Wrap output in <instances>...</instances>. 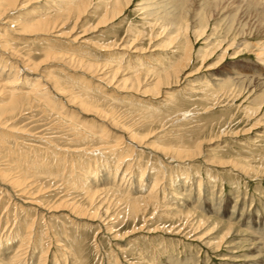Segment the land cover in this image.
Wrapping results in <instances>:
<instances>
[{
	"label": "rangeland",
	"instance_id": "rangeland-1",
	"mask_svg": "<svg viewBox=\"0 0 264 264\" xmlns=\"http://www.w3.org/2000/svg\"><path fill=\"white\" fill-rule=\"evenodd\" d=\"M17 1L10 14L2 15L0 8V41H7L17 55L39 65L45 59L40 54L52 50L70 53L94 66H108L101 75L82 71L83 74L80 70L73 73L60 62H41L43 65L34 74L26 75L19 68L15 93L27 92L29 79L51 75L67 94L88 100L98 110L107 112L116 124L129 131L134 129V133L146 138L141 146H133L125 138L126 147L111 153L108 145L102 148L103 138L99 137L100 127L94 117L71 111L59 96H49L42 102L44 105L22 98L15 107H9L5 92L12 93L14 89L6 88L5 95H0V122L5 125L0 129V264L25 257L19 248L23 242L29 243V251L23 258L25 264H39L44 259L45 264H264V27H259L256 17L241 15L244 10L227 8L207 18L206 12L214 7L211 3L214 0L193 1L192 8L199 18L194 31L202 23L207 27L204 37L197 38L192 31L187 35L194 56L186 74L192 75L183 77L178 85L162 87L158 94L151 92L154 82L150 79L143 82L139 92L131 93L122 85H127V78L129 81L138 70L139 77L145 74L149 78L181 58L182 52L176 51L181 50L178 44L182 39L174 41V26H166L168 19L173 21L180 16L183 8L180 0H131L124 14L101 27L98 21L104 13V1L92 0L79 20L74 12L63 23L64 27L61 24L60 29L42 36L24 34L19 24L32 21L34 15L44 12L56 15L66 0ZM254 1L262 5L264 0ZM146 3L159 7L155 9L157 15L147 16V11L140 9ZM157 17L160 22L156 21ZM237 31L244 33L243 38H238L237 46L223 55L227 46L222 44L203 59L205 51L212 52L216 41L226 36L231 38L230 32L233 36ZM74 38L75 42H71ZM1 57L7 63H0L6 65L7 74L12 62L6 54ZM114 68L119 72L109 84L108 71ZM216 76L222 77L221 83L211 81ZM74 128L78 130L74 132ZM80 132H85L87 138L80 136ZM111 135L110 132L106 136L110 139ZM113 140L108 144L113 145ZM198 141L203 146L202 154L190 160L166 159L157 152L158 148L169 146L192 148ZM86 149L102 151L100 155L99 152L86 154ZM118 156L122 160L126 158L121 169L122 175L126 173L122 183L121 174L115 183L113 179ZM154 179L160 184L157 196L160 208L143 229L142 221L134 225L125 217V205L114 202L109 205L102 203L103 198L92 200L89 195L101 186L104 189L112 185L110 190L115 195L128 189L132 197L146 196ZM14 180L24 185L16 186ZM140 185L142 189L138 190ZM99 204H103L100 211L95 208ZM67 206H74L77 212L71 214ZM79 207L88 210L87 214ZM106 208L111 215L100 218ZM152 210L149 209L148 216ZM90 214L96 217L90 218ZM200 218L205 226L198 224ZM33 219L35 226L31 225ZM228 225L234 229L233 236L225 238L219 246ZM25 231L30 234L27 238ZM202 236L205 238L198 240Z\"/></svg>",
	"mask_w": 264,
	"mask_h": 264
},
{
	"label": "bare ground",
	"instance_id": "bare-ground-1",
	"mask_svg": "<svg viewBox=\"0 0 264 264\" xmlns=\"http://www.w3.org/2000/svg\"><path fill=\"white\" fill-rule=\"evenodd\" d=\"M91 1L92 0H66V2H63L64 4H62L63 5V9L62 10H60V11H58V10H56V15H53V14H50V13H47V12H44L45 14H43V13H40V14H37V15H34L33 17H32V21H31V19H30V21L29 20H27L26 22H24V23H20L19 25H21V26H19V27H21L22 29H23V32H24V34L26 33V35L27 34H48V33H52L54 30L56 31L58 28H59V26L61 25V24H63V23H66L67 22V20L69 19L68 17L72 14V13H74L75 12V18H76V20H79L81 17H83L85 14H86V11L88 10V8L90 7V5H91ZM104 2V13L100 16V18H99V21H98V23L99 24H101L100 25V27L101 26H103V25H105V24H107V23H110V22H112V21H115L119 16H121L122 14H124V11L126 10V8L129 6V3H130V1L131 0H103ZM179 0H176V2H178ZM193 1H195V0H180L179 2L183 5L182 7L183 8H181L180 10H181V13H180V16L178 17V18H174V20L173 21H171V19H168L167 21H168V23H166L167 25L166 26H170V27H172V26H174V28L172 29V30H176V33H175V35L174 36H172V38L174 39V41H178V39H182V40H180L181 42H179V44H180V46H179V44H178V49H180L181 48V50H179V51H176V52H178V53H180V52H182V53H180V57L181 58H179L178 59V61H176L175 63H173V64H171V66L170 67H164L163 69H162V71L161 72H159V73H157V74H153L152 73V75H150L149 76V78H146V77H144L145 76V74L143 75V77H139V75H140V72L139 73H135L133 76H131L132 78H130L129 79V81H128V78H127V85H122V87L124 88V90L126 89L127 91H131V93H136V92H139L141 89V86H142V84H143V82H146V80H152L153 82H154V84H153V86H152V89H151V92L152 93H155V94H158L159 93V90L163 87V88H169L170 86H174V85H178L179 84V82L183 79V77L185 78V79H187L188 78V76H190V75H192V74H190V75H188V74H186V72H187V69L189 68V66H190V64H191V61L193 60V54L191 53V51H192V45L190 44V40H189V38L187 37V35H188V33H189V31H192V32H194V34L196 35V37L197 38H201V37H204L205 36V32H206V30H205V28L207 27V25L205 24L204 25V23H202V25L201 24H199V25H197V26H199L198 27V31L196 32V31H194V30H196L197 28L195 27V24H196V21L199 19H197V15H198V13L196 14V12L197 11H194L193 10V8H192V3L194 4V2ZM202 1H204V0H202ZM207 1H211V0H207ZM237 1V2H236ZM2 2V1H1ZM0 2V3H1ZM16 2H18L17 0H3V2H2V4H1V6H0V8H1V12H2V15H4V14H7V13H9L10 14V12L11 11H13L14 10V8H16L15 7V5H17L16 4ZM206 2V1H205ZM212 4L214 3L215 5H214V9L212 10L210 7L211 6H208L210 9L206 12V16L205 17H207V16H215L213 13L214 12H216V14L217 15H219L220 14V11L221 12H223L224 10H226L227 8L229 9V8H231V9H236L237 11H239V10H244V12L241 14V15H245V14H247V15H249V16H251V18L254 16V17H256V19H257V24H259V27L261 28H263L264 27V6H263V3H264V1H263V3H261L262 5H260V3L259 2H256V1H254V0H214V2H211ZM3 5V6H2ZM142 5V4H141ZM166 5V4H165ZM242 5H244L246 8H244V9H242L241 7H242ZM157 5L155 4H151V3H146V4H144V6H140L139 8L140 9H142V10H144V12H145V10L147 11V16H155V13H156V15H157V12H155L156 10L155 9H157V8H159V7H157V8H155ZM171 6V5H170ZM54 8H56V7H54ZM200 8V7H199ZM206 8H207V6H206ZM218 8V9H217ZM172 9V8H171ZM176 9H177V7H176ZM205 9V8H204ZM164 10V9H163ZM178 10H179V8H178ZM177 10V11H178ZM201 10V9H200ZM161 11V10H160ZM173 11V10H172ZM206 11V10H205ZM237 11H235L236 13H237ZM50 12V11H49ZM142 12V11H141ZM144 12H142V13H144ZM226 12V11H225ZM205 13V12H204ZM235 13V14H236ZM8 14V15H9ZM162 14V13H161ZM191 14H192V16H191ZM208 14V15H207ZM213 14V15H212ZM1 15V14H0ZM160 15V14H159ZM223 15V14H222ZM221 15V16H222ZM72 16V15H71ZM162 16V15H161ZM160 16V17H161ZM167 16V15H166ZM3 17V16H2ZM64 17H65V19H64ZM169 17V16H168ZM231 17H233V16H231ZM246 18H247V16H245ZM152 18H154V17H152ZM163 18V17H162ZM161 18V19H162ZM208 18V17H207ZM222 18V17H221ZM236 18V17H235ZM242 18V17H241ZM211 19V18H210ZM234 19V18H233ZM237 19V18H236ZM235 19V20H236ZM159 19H158V17H157V20L156 21H158ZM223 20V19H222ZM251 20V19H250ZM9 21V20H8ZM70 21V20H69ZM71 21H72V19H71ZM74 21V20H73ZM81 21V20H80ZM233 21V20H232ZM253 21V20H252ZM16 22V21H15ZM23 22V21H22ZM77 22V21H76ZM75 22V23H76ZM159 22H160V20H159ZM198 22V21H197ZM205 22V21H204ZM230 23H231V21H229ZM78 23V22H77ZM9 24V23H8ZM232 24V23H231ZM230 24V25H231ZM235 24V23H234ZM251 24V23H250ZM5 25H7L6 23H5ZM225 25V24H224ZM227 25V24H226ZM239 25V24H238ZM256 25V24H255ZM64 27L65 25L63 24V25H61V27ZM233 26V25H232ZM7 27H9V26H7ZM60 27V28H61ZM76 27V26H75ZM74 27V28H75ZM163 27H165V25L163 24ZM170 27H169V30H170ZM237 27V26H236ZM59 28V29H60ZM22 29H20L21 31H22ZM72 29V28H71ZM208 29V28H207ZM232 29V28H231ZM236 29V28H235ZM233 30V31H236V30ZM72 31H74V29L72 30ZM228 31H230V30H228ZM232 31V32H233ZM242 31V30H241ZM239 32V31H237L235 34H233V36H232V32H230V35H231V38L233 37V39H231V38H229L230 36H226L223 40H220V41H216L215 43H214V46L212 45V43H211V46H213V50H212V52H211V50L210 51H205V53H204V57H203V59L205 58V57H207L208 55H211L213 52H215L214 50L215 49H217V48H219L220 46H222V44H225L227 47L225 48V51H224V54L223 55H225V53L228 51V50H230V49H232L233 47H235V46H237L238 45V42H237V40H238V38H240V37H242L243 38V36H244V33L243 32ZM70 32V31H69ZM175 32V31H174ZM191 32V33H192ZM173 33V32H172ZM18 34V33H17ZM21 34V33H20ZM19 34V35H20ZM71 35V34H70ZM226 35H228V34H226ZM1 36V35H0ZM31 36V35H30ZM42 36V35H41ZM57 36H59V35H57ZM68 37V36H67ZM194 37V36H193ZM0 38H2V36L0 37ZM71 38V37H70ZM75 39L76 38H74V39H72V41L71 42H75ZM229 39V40H228ZM1 40V39H0ZM199 40V39H198ZM210 40V39H209ZM209 42H211V41H209ZM205 44V43H204ZM11 46V45H10ZM9 46V44H8V42L6 41V42H2V41H0V63L2 62V63H4L5 61V59L3 60L2 59V55L3 54H6V55H8L9 57H8V59L12 62V63H10V68H9V70H8V73L6 74V73H4L6 70H5V66L3 67L1 64H0V95H2V96H4L5 95V93L7 94V97L6 98H8V103H7V106H11V107H15L17 104H18V102H19V100L20 99H22V98H27L28 100H31V102L32 103H42V102H45V101H47V99L49 98V96H52V97H57V96H59L60 98H62L64 101V103L65 104H67L70 108H72V110L71 111H78V112H81V114L83 115V114H85V115H88V116H91L93 119H94V121H96L97 123V125L100 127L99 128V131H100V138H103V139H100V138H98V139H100V142L101 143H104V147L102 146V148L104 149L105 148V145H108V150H110V152H111V150L112 151H114V150H117V149H123V148H125L126 146H123V145H125L126 143L124 142V139L126 138V139H128L131 143L130 144H132L133 146H141L142 145V143L144 142L145 143V138L146 137H141V136H139L137 133H134L133 132V130L134 129H132V131H129V130H127V129H125V128H123V126H120V125H118V124H116V122H113V120H111V116H109L108 115V113L107 112H104L103 111V109L102 110H98L97 108H96V106L94 105V104H92V103H88V100H84V99H80L79 97H77V96H74L73 94H70V93H66V90L64 89V87H62L60 84H59V82H57L56 80H54L53 79V77L50 75V76H45V75H42V77H40V78H38V79H29V80H27L28 82V84H29V88H28V91L27 92H24V93H22V94H18L17 95V93H15V91L17 90V84H18V76H20V70H19V68L22 70H24L25 71V73H26V75H27V73L28 74H34L37 70H38V68L41 66V65H43L44 64V62H46V63H50V62H60V64L62 63L63 65H65L68 69H70V70H72V71H74L73 73H75V71H77L78 72V70H80L81 72L83 71V72H85V74L86 73H89V74H99V75H101L103 72H104V68H106L108 65H92V64H90V63H86V62H84V60L82 61V60H78V58L76 59L74 56H72V54L71 55H69L68 53L66 54V53H59V52H54V51H50V50H45L46 48H44V50L46 51V52H44V53H41L40 55H44V57H45V59H44V61L42 62V60H41V62L43 63H39V65L36 63H32V61H30V59L28 58V57H26V59H24L23 57H20V55H17L16 54V50L14 51L13 50V48H11ZM48 46V45H47ZM110 47H112V46H110ZM48 48V47H47ZM211 48V47H210ZM49 49V48H48ZM220 51V50H219ZM27 55H28V53H26ZM203 55V54H202ZM25 56V55H24ZM223 57V56H222ZM15 60V61H14ZM5 64H7L6 62H5ZM51 64V63H50ZM47 65V64H46ZM49 65V64H48ZM47 65V66H48ZM41 69V68H40ZM14 70V71H13ZM13 71V73H11ZM64 72V71H63ZM82 72V73H83ZM109 73H110V76H107V78L105 77V76H103L102 75V77H105L106 79H109L107 82L109 83V84H111L112 82H113V80L115 79V77L117 76V74H118V68H114V69H112V70H110V71H108ZM197 72V71H196ZM195 72V74H197ZM41 73V72H40ZM81 74V73H80ZM84 74V73H83ZM108 74V73H107ZM36 75V74H35ZM38 75H39V72H38ZM91 75V76H92ZM146 75H148V73L146 74ZM43 76H45V77H43ZM84 76V75H83ZM87 76V75H86ZM85 76V77H86ZM71 77V76H70ZM28 78V77H27ZM83 78V77H82ZM100 78V77H99ZM104 78V79H105ZM103 78H101V80H102ZM103 79V80H104ZM184 80V79H183ZM16 81V82H15ZM211 81H214V83H221L222 82V77L221 76H216L215 78H213ZM151 82V81H150ZM17 85V86H16ZM6 88H8V89H14L13 90V92L12 93H7V92H5V89ZM18 91V90H17ZM21 91H22V88H21ZM5 92V93H4ZM150 92V91H149ZM20 93V92H19ZM144 93H145V91H144ZM61 101V100H60ZM26 102H28V101H26ZM92 102V101H91ZM95 102V101H94ZM97 102V101H96ZM20 103V102H19ZM25 103V102H24ZM23 103V104H24ZM29 103V102H28ZM31 103V104H32ZM63 103V104H64ZM22 104V103H21ZM22 104V105H23ZM43 105H44V103H42ZM62 104V105H63ZM4 107H6V103H4ZM61 105V106H62ZM64 106H66V105H64ZM63 106V107H64ZM3 106H2V108H4ZM20 107V106H19ZM32 107V106H31ZM62 107V108H63ZM96 109H95V108ZM27 108V107H26ZM59 108V107H58ZM8 109V108H7ZM6 109V110H7ZM61 109V108H60ZM14 110V109H13ZM23 111V110H22ZM58 111V110H57ZM61 111H65V110H61ZM1 112V111H0ZM2 113V112H1ZM15 113V112H14ZM18 113V112H17ZM59 113V112H58ZM57 113V114H58ZM11 114V113H10ZM7 115V114H6ZM12 115V117H13V114H11ZM10 115V116H11ZM60 116H62V113H60L59 114ZM1 116V115H0ZM3 116H4V114H3ZM2 117V116H1ZM0 117V118H1ZM4 118V117H3ZM5 118H7V117H5ZM60 118V117H59ZM87 118V117H86ZM89 118V117H88ZM57 120V119H56ZM90 120H92V119H90ZM111 120V121H110ZM59 121V120H58ZM10 124V123H9ZM54 125V124H53ZM3 128H5V125H4V122H0V129H3ZM76 128V127H75ZM75 128H74V130H75ZM91 128H93V127H91ZM73 130V131H74ZM78 130V129H77ZM77 130H75L74 132H76ZM81 130V129H80ZM131 130V129H130ZM72 131V132H73ZM83 131V130H82ZM113 131L114 132H116V134H114L113 133ZM44 132V131H43ZM42 132V133H43ZM79 132V131H78ZM111 132V137H110V139H108L107 138V134L108 133H110ZM46 134V133H45ZM50 134V133H49ZM78 134V133H77ZM79 135L80 136H83L85 139L87 138V134L84 132H80L79 133ZM89 135H94V134H89ZM88 135V136H89ZM48 138V137H47ZM91 138V137H90ZM41 139V138H40ZM111 139H114L113 140V142L114 143H111V144H113V145H109L110 143H109V140H111ZM42 140V139H41ZM99 141V140H98ZM47 142H49L48 140H47ZM110 142H112V141H110ZM42 143V142H41ZM109 143V144H108ZM51 143H49L48 145H50ZM196 145L194 146V147H184V146H177V147H172V146H169V147H161V148H158L157 149V152H159L161 155H163L166 159L167 158H171V159H174V160H180V162H181V159H189L190 160V158H193V157H196V156H199V155H201L202 154V144L201 143H199V141H198V144L197 143H195ZM47 145V146H48ZM145 145V144H144ZM207 145V144H206ZM209 145V144H208ZM130 146V145H129ZM132 146V147H133ZM202 146V147H201ZM210 146V145H209ZM100 147V146H99ZM94 148V147H93ZM110 148V149H109ZM54 149H56V148H54ZM99 149H101V148H99ZM136 149V148H135ZM205 149V148H204ZM89 150V149H88ZM87 149L85 150L86 152H84V153H86V154H92V152H99V151H102V150H98V149H92L91 150V152L90 151H88ZM108 150H106L107 152H109ZM126 150H127V148H126ZM125 150V151H126ZM130 150V149H129ZM128 150V151H129ZM134 150V149H133ZM63 151V150H62ZM72 151H74V150H72ZM205 151V150H204ZM121 152V151H120ZM120 152H118V154L120 153ZM133 152V151H132ZM132 152H131V154H132ZM112 153V152H111ZM124 153V152H123ZM116 154V153H115ZM121 154V153H120ZM129 154H130V152H129ZM129 154H127L126 153V155H128L129 156ZM137 154V153H136ZM154 154V153H153ZM96 155V154H95ZM99 155H100V152H99ZM113 155H114V153H113ZM117 155V154H116ZM124 155H125V153H124ZM160 155V156H161ZM121 156H122V154H121ZM120 156V157H121ZM127 156V157H128ZM134 156V155H133ZM65 157V156H64ZM74 157V156H73ZM119 157V156H118ZM119 157V160H118V162H117V165L116 166H114L115 168H114V172H113V179H114V183H115V179L117 178V176H118V174H121V169H122V164L124 163V160L126 159H124V160H122L121 158ZM162 157V156H161ZM200 157V156H199ZM88 158V157H87ZM117 158V157H116ZM133 158V157H132ZM115 161H117V159L115 160ZM127 167V166H126ZM128 168V167H127ZM143 173H144V171H142ZM4 173V172H3ZM10 173V172H9ZM7 174V173H6ZM5 175V174H4ZM3 175V176H4ZM92 175V174H91ZM122 175V174H121ZM126 175V173L124 172L123 173V175L122 176H120V182L122 183V181L125 179V176ZM12 176V175H11ZM16 177V176H15ZM14 177V178H15ZM110 177V175L108 174V177L106 178V180L108 179ZM6 178V177H5ZM8 178V177H7ZM92 178V177H91ZM141 178H142V176H141ZM141 178L139 179V181H140V183H141ZM3 179V178H2ZM127 179V178H126ZM8 180V179H7ZM6 179H5V181H7ZM9 181V180H8ZM2 182V181H1ZM14 182V185H15V183H16V186L17 185H19V186H21L22 184L24 185V182L23 183H21V185H20V182H19V184L16 182V180H14L13 181ZM22 182V181H21ZM124 182H125V180H124ZM3 183H5V182H2V184ZM120 183V184H121ZM139 183V184H140ZM10 184H12V182L10 183ZM9 184V186H11V188L12 187H14V185H10ZM93 184V183H92ZM129 184V183H128ZM5 185V184H4ZM22 185V186H23ZM26 185V184H25ZM6 186V185H5ZM4 186V187H5ZM7 186H8V184H7ZM96 186V185H95ZM112 186V185H111ZM111 186L110 187H108V188H104V189H101L102 188V186H101V188L99 189V190H97V191H90V189L91 188H89V190H88V192L90 191V193L91 194H89L91 197H92V200L93 199H98V198H103V200H105V201H103L102 203H107V204H112L113 202L115 203V204H119L118 206H120V205H125L124 207H125V210H126V213H127V215H125V217L127 216V218L130 220V222L132 223V224H134V225H137L138 224V222L140 221H142V226H141V228L153 217V215H154V212L156 211V210H158L160 207H158V201H157V196H158V194H159V187H160V184H159V182H158V179H154V181L152 182V184H151V187L149 188L150 190H147V195L146 196H140V197H132V195L130 196L129 194V191H128V189H124L123 191L122 190H119V188L121 187L120 185V187H118V190L121 192H123V194H118V195H115L114 194V192L115 191H112V190H110V189H113V187L111 188ZM118 186V185H117ZM25 187V186H24ZM23 187V188H24ZM50 187V186H49ZM87 187H88V185H87ZM90 187V186H89ZM91 187H93V186H91ZM10 188V190H12ZM17 188V187H16ZM21 188V187H20ZM28 188V187H27ZM139 188L140 189H142V185H140L139 187H138V190H139ZM17 189H19V188H17ZM25 189V188H24ZM23 189V190H24ZM23 190H22V192H23ZM92 190H94V189H92ZM116 190V189H115ZM117 190V191H118ZM130 190V189H129ZM15 191H16V189H15ZM19 191H20V189H19ZM18 191V192H19ZM140 191H142V190H140ZM13 192H14V190H13ZM88 192H87V194H88ZM110 192H111V194H110ZM145 192V191H144ZM168 192V191H167ZM28 193V192H27ZM116 193V192H115ZM135 193H136V191H135ZM137 193H139V191H137ZM25 194V193H24ZM20 195V194H19ZM26 195V194H25ZM103 195V196H102ZM20 196H22V195H20ZM88 196V195H87ZM89 196V197H90ZM111 196V197H110ZM152 196H154V198L152 197ZM19 197V196H18ZM112 198V199H111ZM16 200H18V199H16ZM67 200V199H66ZM63 201L64 200H62V204H63ZM97 201V200H96ZM99 201V200H98ZM24 202V201H23ZM69 202V201H68ZM30 203H33V202H30ZM96 203V202H95ZM24 204V203H23ZM27 204V203H26ZM65 204H66V201H65ZM69 204H74V203H69ZM92 203H90V205H91ZM115 204H114V206H115ZM13 205V204H12ZM33 205V204H32ZM109 205H108V208H109ZM23 206V205H22ZM27 206V205H26ZM35 206V205H34ZM92 206H93V204H92ZM101 206H103V204H99V207H95V208H98L97 210H99L100 211V208H101ZM163 206V205H162ZM174 206V205H173ZM15 207V206H14ZM18 207V206H17ZM36 207V206H35ZM74 206H71V207H68L67 206V208H71L70 210V212H71V214H73L72 212H74V213H76L77 211H76V209L75 208H73ZM106 207H107V205H106ZM165 207V206H164ZM77 208V207H76ZM80 208V210H81V207H79ZM79 208H78V210H79ZM84 207H82V209H83ZM92 208V207H91ZM105 208V207H104ZM116 208H117V206H116ZM119 208V207H118ZM117 208V209H118ZM123 208V207H122ZM151 208H153V213L151 214V215H149L148 216V214H149V209L151 210ZM16 209V208H15ZM21 209V208H20ZM86 209V208H85ZM102 209V208H101ZM113 209H115V208H113ZM171 209H173V208H171ZM8 210V209H7ZM6 209H5V211H7ZM32 210V209H31ZM39 210V209H38ZM37 210V211H38ZM43 210V209H42ZM65 210H66V208H65ZM69 210V209H68ZM110 210V209H109ZM119 210V209H118ZM122 210V209H121ZM124 210V209H123ZM164 210H166V209H164ZM174 210V209H173ZM25 211V210H24ZM47 211V210H46ZM49 211V210H48ZM82 211V210H81ZM81 211H79V212H81ZM87 211L88 210H86V211H82L83 213L84 212H86V214H87ZM91 211V210H90ZM93 211V210H92ZM9 212H10V210H9ZM12 212V211H11ZM16 212V211H15ZM52 212V211H51ZM79 212H78V215H81V214H79ZM114 212H116V211H114ZM118 212H120V211H118ZM124 213H123V215H122V217L124 216V214H125V211H123ZM89 213V212H88ZM92 213V212H91ZM98 212L96 211V214H97ZM100 213V212H99ZM121 213V212H120ZM119 213V214H120ZM147 213V214H146ZM114 214V213H113ZM117 214V216H119V214L118 213H116ZM91 215V217L90 218H95L96 216H92V214H90ZM100 215V214H99ZM111 215V214H110ZM110 215H108V209L106 208L105 210H102V213H101V215H100V218H102V217H108L109 218V216ZM115 215V214H114ZM17 216V215H16ZM75 216H77V215H75ZM86 216V215H85ZM89 216V215H88ZM116 216V217H117ZM232 216H234L233 214H232ZM79 217V216H78ZM78 217H76V218H78ZM81 217V216H80ZM79 217V218H80ZM106 217V218H107ZM113 217H115V216H113ZM41 218V217H40ZM78 218V219H79ZM98 218H99V216H98ZM124 218V217H123ZM126 218V219H127ZM104 219V218H103ZM119 219V217H117V220ZM107 220H109V219H107ZM107 220H105V222H107ZM111 220H113L112 218H111ZM111 220H109V221H111ZM128 220V221H129ZM152 220V219H151ZM196 220V219H195ZM200 220H201V218H200ZM200 220H198L199 222H198V224L200 225V224H204V221H200ZM89 221V220H88ZM92 221H93V219H92ZM96 221H97V219H96ZM98 221H101V220H99L98 219ZM108 221V222H109ZM128 221H126V222H128ZM232 221V220H231ZM192 222V221H191ZM111 223V222H110ZM110 223H109V225H110ZM137 223V224H136ZM33 224H34V219H33V223L31 224L32 226H33ZM108 224V223H107ZM17 225V224H16ZM31 225H30V227H31ZM104 225V224H103ZM182 225V224H181ZM185 225V224H184ZM190 225V224H189ZM188 225V226H189ZM214 225H215V223H214ZM213 225V226H214ZM34 226H35V224H34ZM183 226V225H182ZM193 226V225H192ZM192 226H190V227H192ZM201 226V225H200ZM204 226H205V224H204ZM30 227H28V228H30ZM134 227V226H133ZM10 228H12V227H10ZM108 228V227H107ZM179 228H180V225H179ZM196 228V227H195ZM195 228H194V230H195ZM205 228V227H204ZM34 229V228H33ZM46 229V228H45ZM112 229V227H110V229H108V231L109 230H111ZM143 229V228H142ZM199 229V228H198ZM202 229V228H201ZM11 230V229H10ZM28 230V229H27ZM30 230V229H29ZM131 230H133V229H131ZM136 230V229H135ZM139 230V229H138ZM181 230H183V229H181ZM191 230V229H190ZM192 230H193V227H192ZM232 230H234L233 229V227H232V225H228L227 227H226V230H224L225 231V233L223 234V236H222V239H220V241H219V246L221 245V243L223 242V240L225 239V238H227V237H229V236H231L232 235V233H233V231ZM176 231H177V228H176ZM178 231H180V230H178ZM26 232V231H25ZM183 232V231H182ZM130 233H133L132 231L130 232ZM26 234H27V232H26ZM179 234V233H178ZM30 234H27V235H25L26 236V238H27V236H29ZM186 235V234H185ZM17 236V235H16ZM21 236V235H20ZM129 236V235H128ZM233 236V235H232ZM236 236V235H235ZM240 236V235H239ZM254 236V235H253ZM185 237V236H184ZM203 238H205V237H201L200 239H198V240H202ZM236 238V237H235ZM235 238H234V240H235ZM240 238V237H239ZM238 238V239H239ZM241 238H242V236H241ZM21 239V238H20ZM29 239V238H28ZM33 239H35V238H33ZM230 239V238H229ZM228 239V240H229ZM233 239V238H232ZM237 239V238H236ZM244 239V238H243ZM242 239V240H243ZM245 239H247V238H245ZM244 239V240H245ZM227 240V241H228ZM231 240V239H230ZM241 240V239H240ZM241 240V241H242ZM7 241H8V239H7ZM29 241V240H28ZM30 241H31V239H30ZM201 242V241H200ZM235 242V241H234ZM250 242V241H249ZM203 243H204V241H203ZM229 243H231V242H229ZM251 243V242H250ZM253 243V242H252ZM207 244H208V242H207ZM255 244V243H254ZM253 244V245H254ZM31 245V244H30ZM209 245H210V243H209ZM224 245V244H223ZM232 245H233V242H232ZM231 245V246H232ZM29 246V243H25L24 244V242H23V245L21 244L20 246H19V248H21L22 250L21 251H24V254H25V257H26V254L28 253V247ZM57 246V245H56ZM226 246H228L227 244H226ZM230 246V247H231ZM234 246V245H233ZM232 246V247H233ZM211 247V246H210ZM224 247V246H223ZM235 247V246H234ZM252 247V246H251ZM229 248V247H228ZM234 249V248H233ZM17 250H19V249H17ZM232 250V249H231ZM215 252L216 251H218V249H216V250H214ZM16 252V251H15ZM258 252H260V251H258ZM20 253V252H19ZM23 253V252H22ZM254 253V252H253ZM31 254V253H30ZM18 256H19V254H18ZM24 256V255H23ZM45 256V255H44ZM25 257H22V256H19L18 258H13L12 260H10V264H25L24 263V259H25ZM257 257V256H256ZM259 257H260V255H259ZM24 258V259H23ZM256 259V258H255ZM257 259H258V257H257ZM253 262H254V259H253ZM1 263V262H0ZM7 263V262H6ZM258 263V262H257ZM8 264V263H7ZM39 264H45V259L43 260V261H41ZM255 264V263H254Z\"/></svg>",
	"mask_w": 264,
	"mask_h": 264
}]
</instances>
